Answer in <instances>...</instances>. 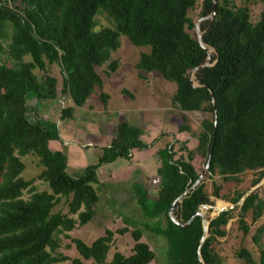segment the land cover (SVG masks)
<instances>
[{
	"label": "trees",
	"instance_id": "trees-1",
	"mask_svg": "<svg viewBox=\"0 0 264 264\" xmlns=\"http://www.w3.org/2000/svg\"><path fill=\"white\" fill-rule=\"evenodd\" d=\"M195 0H0V264H56L69 259L57 251L55 233L70 231L75 223L89 222L95 215L98 196L96 169L117 158L129 159L133 148H147L140 139L141 129L118 119L113 136L101 148L96 161L80 173H66V156L51 150L48 141L58 139L55 126L30 111L26 97L54 99L56 79L47 74L46 64H57L61 75L60 92L71 105L62 107L61 118H69L75 107L82 106L96 93L105 110L108 99L102 90V78L95 70L105 64V75L118 66L111 53L124 35L134 46L148 47L140 52L134 67L144 73L156 72L174 84L171 103L188 114H201L195 151L205 155L212 143L206 173H218L224 180L237 181L245 170L264 169V0L258 19L251 22L248 9L227 0H216L215 14L200 25L201 41L214 48L208 55L186 28L193 27L187 12ZM200 15L212 10L211 0L201 1ZM104 13L110 26L94 29V16ZM28 55L30 61H24ZM194 72L193 86L188 72ZM43 74L36 78L32 70ZM212 94V99L209 93ZM123 94L131 96L127 91ZM215 109V111H213ZM180 131L189 132L185 116ZM185 151V158L179 154ZM31 153L42 166L36 179L46 182L49 191H32V179L23 180V164L18 156ZM191 149L173 148V143L157 151L159 185L153 196L139 183H133L134 200L144 220L121 214L123 226L114 231L105 228L89 244L70 238L78 255L94 264H148L154 253L140 240L139 225L164 239V264H199L197 246L202 234L201 221L194 216L180 227L170 221L167 209L187 190L201 173L192 164ZM177 154V156H176ZM204 161V163H205ZM264 175L259 171L253 183ZM211 195L236 203L244 192L219 195L220 186L212 182ZM31 193L26 199L21 192ZM63 202L66 212H52ZM211 204L201 183L187 192L177 207V220L186 222L200 205ZM264 203L257 192L248 194L237 206L236 223L246 234V217L256 221ZM231 209L209 219L208 235L200 247L203 264H222L214 252L215 238L225 234L224 226ZM75 215V218L72 217ZM164 216V224L156 219ZM129 228H131L129 230ZM129 232L133 245L127 256L114 251L106 261L113 234ZM257 239V235L253 237ZM236 256L251 262L247 249L240 247ZM70 264H83L78 258ZM264 264V247L256 262Z\"/></svg>",
	"mask_w": 264,
	"mask_h": 264
},
{
	"label": "rangeland",
	"instance_id": "rangeland-1",
	"mask_svg": "<svg viewBox=\"0 0 264 264\" xmlns=\"http://www.w3.org/2000/svg\"><path fill=\"white\" fill-rule=\"evenodd\" d=\"M201 1L202 0H195L193 7L187 12V16L191 19L193 27L190 29L186 28V31L193 37H196L194 23L200 17H202L200 15ZM227 1L233 3L236 6H245L248 9L249 18L252 23L258 19L259 13L263 6V0ZM94 23V29L111 25L110 19L104 13L95 14ZM201 23H203V21L199 22V28ZM147 51L148 47L134 46L124 35H120L119 46L111 53V58L118 61L117 68L107 76L104 73L105 64L95 67L96 72L102 78L104 91L106 90L109 93L111 99L110 110L114 111L117 109V106L120 107L123 105L125 94L121 93L122 95H120L119 90L122 87L121 85H124V77H130L131 75L136 74L137 69L134 67V64L137 61L140 52ZM213 53V51H210L208 55L211 56ZM0 59L3 60L7 65H11V62L6 58L5 55H2ZM22 59L24 61H30V57L28 55H23ZM46 72L56 79V97L54 99L37 100L34 97H29L30 95H28V97H26V105L30 111H34V113H36V115L42 120L48 121L52 126L54 125L57 130L58 124L60 125L62 122L60 121V110L62 107L68 106L70 102L68 101V97L60 92L62 75L58 65L55 63L50 65L46 64ZM32 73H34L38 80L43 74V72L37 68H34ZM188 74L191 79H194V72L190 73L189 71ZM148 81H152L151 83L154 85L160 81L165 83L163 88L165 90L166 96H169L174 90V84L164 80L156 72L148 74ZM74 110V121L88 124L81 126V129L84 131L83 135H87V133L89 134V130L94 129V125H100V121L102 120L101 117L103 118L105 115V111L101 107L96 93L90 95L87 98L86 104L83 108H74ZM84 111L88 113L84 114ZM153 113L154 112L152 110L150 116H152ZM116 116L119 117L120 115L114 113L115 118ZM184 116L187 126L189 127V132L188 134L184 135L180 134V136L181 139L186 137V147L193 151L191 162L194 164L197 172H200L204 169L205 155L201 152L195 151V146L196 136L200 131L199 121L201 114H184ZM75 128V125H73L72 129L75 130ZM185 142L181 141V146H185L183 144ZM179 154H181L184 158L186 156L185 151H180ZM92 156V154L87 153V158L90 160H94L92 159ZM18 157L23 164V169L19 173V177H21L23 180H33L31 183L33 189L32 191H49L46 182L36 179V175L42 169V166L38 162V158L31 153H25ZM260 170L264 172V169L245 170L242 173L237 174V181L224 180L222 176L216 172L210 174V176L205 172L202 177V182L204 184V190L208 195V199L211 202L209 207L200 208L201 214L205 217V219L208 220L215 215L216 211L214 210V206L216 205L217 201L224 202L225 204L230 203L222 198H216L211 195L212 182L220 186L219 195H226L232 191L245 192L249 188L255 186L256 183H253V180L257 178ZM104 183L108 184H100L96 187L94 186L98 200L95 204V215L92 217L90 222L81 226L75 223L74 227L70 231L54 234L58 242L57 251L69 258L67 260L57 262L56 264H70V259L72 258H78L83 264H94L91 259H83L78 255L73 244L70 242V238H79L85 243L89 244L93 239L101 235L105 228L114 231L116 228L122 227L123 223L121 222L120 213L126 214L129 217L141 222L146 221L148 225H152L154 223V219L144 220L140 215V211L134 200L132 185L126 186L122 183H111V181ZM254 191L257 192L258 196L262 198L264 203V182L256 187ZM30 193L31 191L28 187H26L21 192V198L26 199ZM149 193L151 196H153L155 191H149ZM63 210H65L64 204L63 202H59L52 208L51 211L55 212ZM231 210V218L228 219L224 226L225 234L221 237L215 238L214 242L212 243V248L219 256L222 264H252V262L257 261L259 248L264 247V207L261 216L256 221H252L249 216L246 217V223L249 226L248 232L246 234H243L237 227V207H233ZM72 216L75 218V215ZM156 220L160 222L161 225H163L165 218L164 216H160ZM139 227L142 231L140 240L146 243L150 250L154 253V258L148 264H164V239L158 237L149 230H146L142 227V225H139ZM130 229L131 228H129V230ZM255 235H257L256 240L253 239ZM132 245L133 240L129 232H126L122 235L114 233L110 248L106 254V261L111 258V255L114 251H118L125 256L129 255L131 253ZM240 247H244L248 250L251 256V262H247L244 259L238 258L236 256V252Z\"/></svg>",
	"mask_w": 264,
	"mask_h": 264
},
{
	"label": "crops",
	"instance_id": "crops-1",
	"mask_svg": "<svg viewBox=\"0 0 264 264\" xmlns=\"http://www.w3.org/2000/svg\"><path fill=\"white\" fill-rule=\"evenodd\" d=\"M140 71L136 70V74L124 77L125 82L124 85H121L119 94L122 95L121 90H125L131 96L125 94L124 106H117L116 110L113 109L114 111L110 110L111 99L109 93L106 90L104 91L102 83L103 91L108 95L104 110L105 115L102 118L99 114L102 119L100 125H94V129L89 130V134L83 135L84 131L81 129V126L88 124L74 121L75 110H73L71 117L60 119L62 122L60 125L58 124V139L49 140L48 147L51 150H60L65 154V171L68 175L75 176L86 165L96 161L101 153V148L109 144L116 122L118 119H123L139 127L141 129V141L149 145L143 149H131L128 160L117 158L110 163L99 166L95 171L97 184H93V187L100 184H108L104 182L111 181V183H122L126 186L139 183L148 192L155 191L159 185V178L156 172L159 166L157 151L170 143H173V148L176 150L181 146V141L185 142L186 137L181 139L180 134L188 133L180 131L179 128L183 123L184 114L188 113L180 111L171 103V95L174 90L169 96H166L163 88L165 83L160 81L154 85L151 83L152 81H148V74L152 72L144 73ZM68 101L70 102V100ZM85 104L86 101L82 106L75 108L81 109ZM69 105H71V102ZM152 110L154 113L150 116ZM85 113L88 112L84 111ZM114 113L120 116L115 118ZM73 125L76 127L75 130L72 129ZM183 144L187 146L186 142ZM87 153L92 154V159L94 160L87 158ZM63 211L60 212L65 213L66 207Z\"/></svg>",
	"mask_w": 264,
	"mask_h": 264
},
{
	"label": "water",
	"instance_id": "water-1",
	"mask_svg": "<svg viewBox=\"0 0 264 264\" xmlns=\"http://www.w3.org/2000/svg\"><path fill=\"white\" fill-rule=\"evenodd\" d=\"M212 2V10L211 12L207 15V16H202L200 17L195 23H194V29H195V32H196V41L198 42V44L200 45V47L206 52V53H209L210 51H213L215 53V50L214 48L210 47V46H207L205 44L202 43L201 41V30L199 28V22L200 21H203V20H206V19H209L211 20L215 14V6H216V0H211ZM208 59L209 57L207 56L206 59H205V62L194 67L193 69L190 70V73H193L195 72L196 70L208 65ZM188 77L190 79V82L193 86H198L196 84V82L190 78L189 74H188ZM209 93H210V96H211V99H212V94H211V91L209 90ZM213 111H215V109H213ZM212 143H213V140L211 141V144H210V147H209V150H208V153H207V157H206V161H205V164H204V169L203 171H201V173L197 176L196 180L192 183V185L185 191H183L180 195H178L172 202L171 204L169 205L168 209H167V216L168 218L170 219L171 222L177 224L178 226L180 227H183V226H186L187 224H189L192 220V218L194 216H198L200 218V221H201V229H202V234H201V237L199 239V242H198V246H197V259H198V262L199 264H203V261L201 259V256H200V247L202 245V243L204 242V239L206 238V236L208 235V224H209V219H205V217L201 214V211H200V208H206V207H209L210 205L208 204H203V205H200L198 207V210L184 223H181L177 220V207L180 203V200L185 196V194L189 191H191L192 189H194L196 186H198L201 181H202V177L204 175V173L207 171V167H208V163H209V157H210V154H211V148H212ZM264 182V175L260 178V180L255 184V186L249 188L247 191L244 192V194L240 197V199L236 202V203H228V204H225L224 206L222 207H219V208H215V215H217L219 212L221 211H224V210H229V209H232L233 207H237L239 206L243 199L248 195L250 194L251 192L254 191V189L256 187H258L261 183ZM214 215V216H215ZM213 216V217H214Z\"/></svg>",
	"mask_w": 264,
	"mask_h": 264
},
{
	"label": "bare ground",
	"instance_id": "bare-ground-1",
	"mask_svg": "<svg viewBox=\"0 0 264 264\" xmlns=\"http://www.w3.org/2000/svg\"><path fill=\"white\" fill-rule=\"evenodd\" d=\"M224 205H225L224 202L217 201L216 205L214 206V210H215V208H219V207H222V206H224Z\"/></svg>",
	"mask_w": 264,
	"mask_h": 264
}]
</instances>
